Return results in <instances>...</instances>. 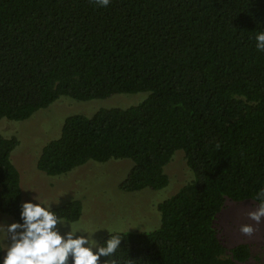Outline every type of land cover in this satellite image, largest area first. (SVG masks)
Returning <instances> with one entry per match:
<instances>
[{"label":"trees","instance_id":"obj_1","mask_svg":"<svg viewBox=\"0 0 264 264\" xmlns=\"http://www.w3.org/2000/svg\"><path fill=\"white\" fill-rule=\"evenodd\" d=\"M264 0H0V120H26L62 96L78 101L148 92L138 104L66 117L37 161L61 175L90 160L129 158L123 191L161 189L177 150L193 179L158 204L161 225L115 231L118 264H243L215 221L227 199L264 188ZM19 145L0 132V211L23 223ZM258 203V202H257ZM80 219L74 199L52 207ZM96 251V250H94ZM0 264L3 246L0 241ZM71 264V258L69 259Z\"/></svg>","mask_w":264,"mask_h":264},{"label":"rangeland","instance_id":"obj_2","mask_svg":"<svg viewBox=\"0 0 264 264\" xmlns=\"http://www.w3.org/2000/svg\"><path fill=\"white\" fill-rule=\"evenodd\" d=\"M147 96L148 92H138L87 101L62 96L29 119H1L0 132L6 137L15 136L19 139V145L12 153V161L21 173L23 202H38L52 208L74 199L81 200L83 212L80 219L74 222L63 219L67 225H58V228L62 235L71 228L84 235L95 233L93 239L100 245L106 235L115 231L137 232L158 228L161 225L158 204L179 191L194 176L183 150H177L165 167L170 180L166 187H147L132 192L123 191L119 187L133 166L129 158L110 159L106 162L90 160L66 174L55 176L41 171L37 165L43 146L60 136L63 123L69 115L81 113L91 116L100 108L128 107L138 104ZM253 203L256 202L251 199H227L216 218L215 227L220 240L228 249L242 243L250 245L252 255L243 264H264V222L252 237L243 236L239 231L242 224H254L246 215ZM12 223L21 222L0 211V225ZM0 241L4 257L6 247L11 243L4 230H0Z\"/></svg>","mask_w":264,"mask_h":264},{"label":"clouds","instance_id":"obj_3","mask_svg":"<svg viewBox=\"0 0 264 264\" xmlns=\"http://www.w3.org/2000/svg\"><path fill=\"white\" fill-rule=\"evenodd\" d=\"M93 2L101 7L110 4V0ZM255 40L257 50L264 52V31L257 33ZM34 199L37 201L36 197ZM253 202L256 203L246 215L254 224H242L239 228L246 237H252L264 222V188L256 194ZM21 208L23 223L0 225V230H4L11 241L6 247L3 264H69L70 258L71 264H101V257H113L121 245L119 235H110L104 243L106 246L93 239L95 233L84 235L71 228L62 235L58 225L63 227L67 224L50 206L25 201ZM103 264H118V261L106 259Z\"/></svg>","mask_w":264,"mask_h":264}]
</instances>
